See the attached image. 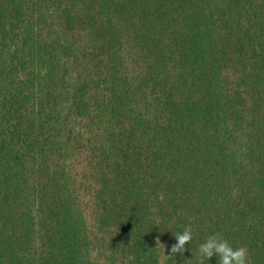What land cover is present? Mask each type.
Returning a JSON list of instances; mask_svg holds the SVG:
<instances>
[{
	"label": "trees",
	"instance_id": "16d2710c",
	"mask_svg": "<svg viewBox=\"0 0 264 264\" xmlns=\"http://www.w3.org/2000/svg\"><path fill=\"white\" fill-rule=\"evenodd\" d=\"M216 233L264 264V0H0V264Z\"/></svg>",
	"mask_w": 264,
	"mask_h": 264
},
{
	"label": "clouds",
	"instance_id": "9594fccd",
	"mask_svg": "<svg viewBox=\"0 0 264 264\" xmlns=\"http://www.w3.org/2000/svg\"><path fill=\"white\" fill-rule=\"evenodd\" d=\"M189 223L183 227L182 231L173 233L176 243L170 249L172 258L176 254H183L186 251V245L193 240L192 217H188ZM158 247H161L159 239L156 241ZM164 247V246H163ZM165 249V247H164ZM200 256V264H204L205 260L218 257V264H249V252L246 247L233 248L230 242L224 239L219 233L208 236L198 247ZM191 260L186 261L190 264Z\"/></svg>",
	"mask_w": 264,
	"mask_h": 264
}]
</instances>
